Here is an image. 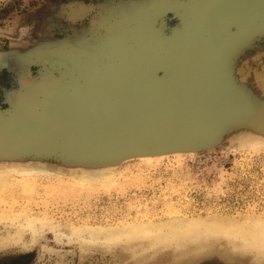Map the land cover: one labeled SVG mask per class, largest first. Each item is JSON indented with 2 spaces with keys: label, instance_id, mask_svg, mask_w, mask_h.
<instances>
[{
  "label": "rangeland",
  "instance_id": "rangeland-1",
  "mask_svg": "<svg viewBox=\"0 0 264 264\" xmlns=\"http://www.w3.org/2000/svg\"><path fill=\"white\" fill-rule=\"evenodd\" d=\"M160 1L0 0L1 60L44 45L77 49L80 33L83 55L95 38L109 58L133 11ZM49 60L5 76L2 105L68 76ZM232 70L264 110V36L236 53ZM0 264H264V129L233 124L211 149L108 167L1 160Z\"/></svg>",
  "mask_w": 264,
  "mask_h": 264
},
{
  "label": "water",
  "instance_id": "water-1",
  "mask_svg": "<svg viewBox=\"0 0 264 264\" xmlns=\"http://www.w3.org/2000/svg\"><path fill=\"white\" fill-rule=\"evenodd\" d=\"M130 18L111 61L45 78L0 111V161L108 167L211 149L233 124L264 129L232 70L264 36V0H167Z\"/></svg>",
  "mask_w": 264,
  "mask_h": 264
},
{
  "label": "flooded vegetation",
  "instance_id": "flooded-vegetation-1",
  "mask_svg": "<svg viewBox=\"0 0 264 264\" xmlns=\"http://www.w3.org/2000/svg\"><path fill=\"white\" fill-rule=\"evenodd\" d=\"M82 11L81 9H78L77 11L73 12V16H77L79 12ZM82 33L78 35V39L81 40ZM93 35H86V39L92 38ZM76 41L77 44V49L69 46H59L56 48H51V47H39V48H26V49H18L16 52L12 53V63L6 67L5 61L3 62L0 57V82L5 76L9 75L11 78L12 76H16L18 72L21 69L26 68L29 65H36V64H45V60H49L50 58L55 59L53 64H58L60 66H63L64 68L63 73L66 76L70 72L75 71L76 68H81V66L84 65H89V64H101L103 62H108L111 61L108 58V53L106 49L105 53H102V48H97L96 46H93L92 44L95 42L96 39L92 38L89 42V50L92 51L91 56L89 55H83L82 52V47H81V41ZM113 41V36H109L106 38V44H112ZM108 46V45H107ZM76 47V46H75ZM51 48V49H50ZM108 48V47H107ZM93 49L95 52L98 54L93 53ZM97 55H99L97 57ZM105 55V60L103 59V56ZM50 61V60H49ZM48 61V62H49ZM30 63V64H29ZM17 68V69H16ZM16 69V70H15ZM13 72V73H12ZM14 82V81H12ZM11 85H5V87L8 88V86ZM13 88H16L15 86H12ZM2 96V85L0 84V98ZM16 97V92L13 91L11 92L8 97H5V100H9L7 105H2L0 101V111H3L12 104L14 101V98Z\"/></svg>",
  "mask_w": 264,
  "mask_h": 264
},
{
  "label": "bare ground",
  "instance_id": "bare-ground-1",
  "mask_svg": "<svg viewBox=\"0 0 264 264\" xmlns=\"http://www.w3.org/2000/svg\"><path fill=\"white\" fill-rule=\"evenodd\" d=\"M7 218V217H6ZM30 224V223H29ZM241 229V228H240ZM176 230V229H175ZM75 231V230H74ZM18 233V232H17Z\"/></svg>",
  "mask_w": 264,
  "mask_h": 264
}]
</instances>
